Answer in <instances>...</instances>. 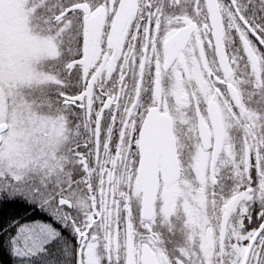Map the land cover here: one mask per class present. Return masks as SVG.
Instances as JSON below:
<instances>
[{
	"label": "snow or ice",
	"instance_id": "snow-or-ice-1",
	"mask_svg": "<svg viewBox=\"0 0 264 264\" xmlns=\"http://www.w3.org/2000/svg\"><path fill=\"white\" fill-rule=\"evenodd\" d=\"M15 264H264V0H0V205Z\"/></svg>",
	"mask_w": 264,
	"mask_h": 264
},
{
	"label": "trees",
	"instance_id": "trees-1",
	"mask_svg": "<svg viewBox=\"0 0 264 264\" xmlns=\"http://www.w3.org/2000/svg\"><path fill=\"white\" fill-rule=\"evenodd\" d=\"M22 216L24 219L38 218V210L27 208V214H25V207H22L19 203L6 205H0V230H5L11 219ZM8 232L0 231V264H15L14 258L10 254L7 244Z\"/></svg>",
	"mask_w": 264,
	"mask_h": 264
},
{
	"label": "flooded vegetation",
	"instance_id": "flooded-vegetation-1",
	"mask_svg": "<svg viewBox=\"0 0 264 264\" xmlns=\"http://www.w3.org/2000/svg\"><path fill=\"white\" fill-rule=\"evenodd\" d=\"M33 211H34V210H33ZM34 212H35V211H34ZM38 215H40V216H41L42 214H40V213H39V211H38Z\"/></svg>",
	"mask_w": 264,
	"mask_h": 264
},
{
	"label": "rangeland",
	"instance_id": "rangeland-1",
	"mask_svg": "<svg viewBox=\"0 0 264 264\" xmlns=\"http://www.w3.org/2000/svg\"><path fill=\"white\" fill-rule=\"evenodd\" d=\"M34 211H35V210H34ZM34 211H33V212H34Z\"/></svg>",
	"mask_w": 264,
	"mask_h": 264
}]
</instances>
